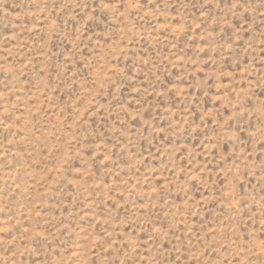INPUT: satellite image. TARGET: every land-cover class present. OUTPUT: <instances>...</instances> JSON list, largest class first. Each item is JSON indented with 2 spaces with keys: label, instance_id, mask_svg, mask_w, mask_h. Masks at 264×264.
<instances>
[{
  "label": "rangeland",
  "instance_id": "rangeland-1",
  "mask_svg": "<svg viewBox=\"0 0 264 264\" xmlns=\"http://www.w3.org/2000/svg\"><path fill=\"white\" fill-rule=\"evenodd\" d=\"M0 264H264V0H0Z\"/></svg>",
  "mask_w": 264,
  "mask_h": 264
}]
</instances>
